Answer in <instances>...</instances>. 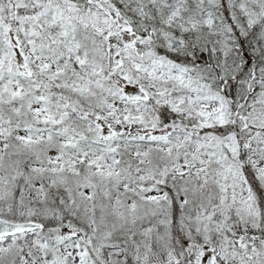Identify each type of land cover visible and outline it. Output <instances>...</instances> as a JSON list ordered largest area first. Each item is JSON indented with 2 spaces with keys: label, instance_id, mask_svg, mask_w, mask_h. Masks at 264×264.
I'll return each mask as SVG.
<instances>
[{
  "label": "snow or ice",
  "instance_id": "snow-or-ice-1",
  "mask_svg": "<svg viewBox=\"0 0 264 264\" xmlns=\"http://www.w3.org/2000/svg\"><path fill=\"white\" fill-rule=\"evenodd\" d=\"M0 264H264V0H0Z\"/></svg>",
  "mask_w": 264,
  "mask_h": 264
}]
</instances>
